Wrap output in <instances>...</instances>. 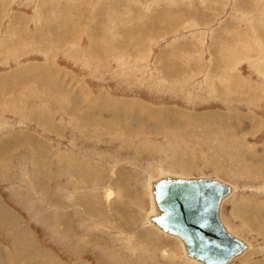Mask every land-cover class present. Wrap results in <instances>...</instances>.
I'll return each instance as SVG.
<instances>
[{
  "label": "rangeland",
  "instance_id": "374dc122",
  "mask_svg": "<svg viewBox=\"0 0 264 264\" xmlns=\"http://www.w3.org/2000/svg\"><path fill=\"white\" fill-rule=\"evenodd\" d=\"M22 134L41 146L30 168L0 147V193L56 261L195 264L147 224L150 181L174 174L235 186L221 218L252 249L229 264H264V0H0V145ZM64 150L87 189L70 169L75 207L51 209L33 188L70 172Z\"/></svg>",
  "mask_w": 264,
  "mask_h": 264
},
{
  "label": "water",
  "instance_id": "95a60500",
  "mask_svg": "<svg viewBox=\"0 0 264 264\" xmlns=\"http://www.w3.org/2000/svg\"><path fill=\"white\" fill-rule=\"evenodd\" d=\"M160 214L151 218L165 232L181 238L188 255L204 264H228L247 244L224 226L219 216L231 186L215 178H162L154 185Z\"/></svg>",
  "mask_w": 264,
  "mask_h": 264
},
{
  "label": "crops",
  "instance_id": "0c3cea01",
  "mask_svg": "<svg viewBox=\"0 0 264 264\" xmlns=\"http://www.w3.org/2000/svg\"><path fill=\"white\" fill-rule=\"evenodd\" d=\"M17 136H19V137H17ZM17 136L13 137V138H9V140H3L0 147L5 148L4 153L6 151V148L10 149V150H8V157L9 158L10 157H12V158L17 157L19 159L23 158V162H22L21 166H24V167L27 166V168H30L31 167V163H30V150H31V148H29V147H30L31 142H32L31 140H33V142H34L35 139H32L30 135L25 136L22 134V135H17ZM4 142H6V143H4ZM35 142L37 143V140H35ZM37 144L41 146V144H39V143H37ZM19 153H22V154H20L21 156H19ZM42 153L43 152L40 151L39 155L37 156V159H36L37 161L35 162L36 167L40 166L41 164L44 167V165L42 163L43 162L42 161L43 160L42 159ZM49 153L50 152H47V154H46L47 156H44L46 159H48L51 162V163L47 162V165L48 164L52 165V169H53L55 167L56 161L58 160L59 161L58 166H60L63 171L69 170L70 172L69 173H67V172L58 173L57 179L40 178V181L38 179H36L37 176H34L33 180H31V181L34 182V180L36 179L35 183L36 182H39V183L45 182V184L43 185V188L42 187L33 188L34 189L33 197L36 195L37 200H41V202H43V204H46L51 209H58V208L64 209V208H68V207H73L74 202H73V198L70 199V192L74 188H70V187H68L70 184H66L67 181L69 180V176L67 177V175L72 176L73 174H75L73 172V170L76 172L75 175L77 177V181L78 182L80 181V184H79L80 186H79L78 192L82 193L83 187H85L83 184L86 183V176L82 175L80 172H78V170H81L83 168L87 169L88 166H86V164L88 165L89 163L90 164H92V163L90 161H88L89 160L88 156L86 157L85 154L77 153L74 150H64V151L56 152L55 157L57 158V160L56 159L53 160L54 157L49 155ZM59 155H64L65 160L60 161L59 157H58ZM50 158L52 160H50ZM73 161H81V162L78 164H74ZM10 166H12V165L10 164ZM16 166H18V164H16ZM65 166H67V167H65ZM48 167H46V168H48ZM70 169H73V170H70ZM94 172L97 174V176L101 174L100 169L94 170ZM60 179H61V182L64 184V187H65L64 189H62V185L61 186L56 185V183H59L57 180H60ZM98 184H101V183L98 182ZM70 186L74 187L73 185H70ZM85 189H87V188L85 187L84 190ZM19 190L20 189H17V191H18L17 193H19ZM94 190L101 191V187H97ZM12 191H15V189H12L11 192ZM78 192H76L75 196H77L79 194ZM17 193L14 194L16 198H18V196H19V195H17ZM94 194H95V192H94ZM20 196H21V194H20ZM5 197L6 196L4 193H0V208L2 210L0 212V215H1L0 222L5 217H7V215L3 214V212H4L5 214H8L9 216H11V218L14 219L13 220L14 225H16V226H14L15 228L17 226L22 225L21 228H24V229H22V231L19 229H12L11 230V225H9L10 230L8 229V232H6V230L4 228H2L4 230H0V241L3 242V243H0V251L4 252V254L6 255V259H7V260L6 259L1 260L2 255L0 253V264L1 263L2 264H14V263L17 264L16 263L17 261L19 262V264H20V262L22 264H32V263L33 264H36V263L37 264H89L90 263L89 261H86L82 258H81V260H79V262H76V263H74L75 261L72 263H68V261H66V259H65V262L62 260L56 261L58 259V257H55V255L51 252L53 250L42 245V242L40 241L39 234L36 231L30 230V228L27 229V227L25 225L26 221H27L26 216H25L26 211L20 207L21 203L20 202L14 203L13 201H7L5 199ZM93 197H94V195H93ZM105 197H106V195H105ZM95 198L97 199L98 202L101 201L100 195H99V197L95 196ZM111 200L112 199H110L108 202H110ZM63 215H66V213L64 212ZM67 218H68V216L66 215L65 221L68 222ZM71 222L73 223V219H71ZM5 232H6V234H3ZM11 239H12V241H11ZM13 245H14V248L17 251V253L18 252L21 253L19 255L14 254V259H13V255H12L13 249L11 248V247H13ZM1 247H3V248H1ZM49 250H51V251H49ZM34 252H37L38 256L36 255V257H35ZM14 253H16V252H14ZM42 254L53 256L52 258H55V260L52 259L53 261H51V262H43L42 263V261H43L41 258ZM20 255H21V257H23V259L20 258L21 260H19ZM56 255H57V253H56ZM39 257L41 258L40 260H39Z\"/></svg>",
  "mask_w": 264,
  "mask_h": 264
},
{
  "label": "bare ground",
  "instance_id": "6f19581e",
  "mask_svg": "<svg viewBox=\"0 0 264 264\" xmlns=\"http://www.w3.org/2000/svg\"><path fill=\"white\" fill-rule=\"evenodd\" d=\"M224 146V145H223ZM246 169V168H245ZM164 174V173H163ZM160 176V175H159ZM162 176H164V177H160V178H158L157 180H151L150 181V185H151V187H150V193H151V196H152V206H153V209H152V212H151V214L149 215V217H148V219H147V224L149 225V226H151V227H153V228H155V229H157V230H159L161 233H163V235H166V236H169V237H173L174 239H176L177 240V242H179L180 243V247L182 246V248H183V256L187 259V261H189L190 263H195V264H204L201 260H198L197 258H194V257H191V256H189L188 255V252H187V250H186V247H185V244H184V242H183V240L181 239V238H179V237H177V236H174V235H172V234H169L168 232H165L162 228H160L159 226H157V224L153 221V220H151V218L153 217V216H155V215H157V214H160V209H159V207H158V205L156 204V201H155V196H154V189H155V187H153V184L155 185V183L157 182V181H159L160 179H162V178H167V177H171V178H186V177H180V176H176V175H170V174H165V175H162ZM190 178H197V177H190ZM221 181V180H220ZM222 182H224V181H222ZM226 183V182H225ZM227 184H229V183H227ZM230 186H231V191H230V193L228 194V195H226L224 198H223V200L221 201V205H220V208H219V216H220V219H221V221L223 222V220H222V218H221V214H222V211H223V205H224V203H225V201H227L229 198H231L234 194H235V190H236V188H235V186H233V185H231V184H229ZM113 195H114V191H113V189H109L108 190V193H107V196H106V200H110V199H112L113 198ZM223 224H224V226L226 227V229L229 231V232H231L234 236H236V237H238L237 235H235V233H233L231 230H230V228L223 222ZM252 228V227H251ZM152 229V228H151ZM238 238H240V237H238ZM240 239H242V238H240ZM246 244H247V249L246 250H244L243 252H242V255H244V254H246L247 252H249L251 249H252V247H251V244L248 242V241H246V240H244V239H242ZM164 254L167 256V253L166 252H164ZM239 256H241V254L239 255ZM239 256H237V257H239ZM235 259V258H234ZM233 259V260H234ZM232 260V261H233ZM229 264V263H228Z\"/></svg>",
  "mask_w": 264,
  "mask_h": 264
}]
</instances>
